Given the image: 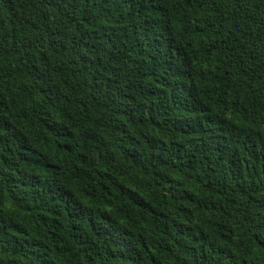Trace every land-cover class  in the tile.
Listing matches in <instances>:
<instances>
[{"label":"trees","instance_id":"trees-1","mask_svg":"<svg viewBox=\"0 0 264 264\" xmlns=\"http://www.w3.org/2000/svg\"><path fill=\"white\" fill-rule=\"evenodd\" d=\"M0 264H264V0H0Z\"/></svg>","mask_w":264,"mask_h":264}]
</instances>
